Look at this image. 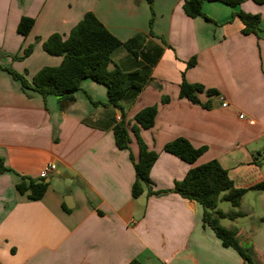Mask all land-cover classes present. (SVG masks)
Returning <instances> with one entry per match:
<instances>
[{"label": "crops", "instance_id": "obj_1", "mask_svg": "<svg viewBox=\"0 0 264 264\" xmlns=\"http://www.w3.org/2000/svg\"><path fill=\"white\" fill-rule=\"evenodd\" d=\"M184 2L0 0V159L9 170L0 174V264H247L204 224L200 204L173 191L191 168L213 160L247 190L239 207L223 211L242 214L228 219L227 229L264 264V190L254 189L264 182V4L205 2L208 19H192ZM89 12L129 43L112 53L110 69L146 79L132 103H121L126 150L116 146L121 111L108 104L106 86L84 80L74 101L60 103L24 91L6 70L32 80L43 67L59 66L63 58L43 43L67 36ZM239 12L261 16L257 34L242 33ZM22 17L35 20L27 37L17 31ZM29 46L34 51L22 58ZM193 57L196 65L187 69ZM183 72L188 83L218 92L199 94L210 109L179 98ZM150 106L158 108L154 127L134 134V117ZM139 138L159 158L151 185L134 198ZM177 138L206 151L190 165L163 150ZM49 164L56 170L44 179V197L21 195V177L41 179Z\"/></svg>", "mask_w": 264, "mask_h": 264}, {"label": "trees", "instance_id": "obj_2", "mask_svg": "<svg viewBox=\"0 0 264 264\" xmlns=\"http://www.w3.org/2000/svg\"><path fill=\"white\" fill-rule=\"evenodd\" d=\"M152 6L154 0H147ZM246 0H185L183 11L189 18L202 17L208 19L203 12L205 2H221L231 7H237ZM257 4H264V0H253ZM243 23L244 35L257 34L260 30V15L245 12L236 14ZM35 20L22 17L17 31L23 37H27L34 26ZM129 43H123L116 38L91 12L86 13L83 19L70 31L67 36L55 33L44 43L43 49L51 56L62 57L59 66H46L39 70L32 80L19 74L10 68L6 70L14 79L19 80L24 91L31 90L46 98L54 96L62 102H72L75 94L81 89L84 80L90 79L107 88L108 104L121 111V120L114 127L116 146L120 150L129 149L131 138L127 128L125 115L121 103H132L141 93L146 84V79L139 72L126 73L120 68L110 69L112 53L120 47H127ZM34 51V46H29L24 51L23 57H28ZM196 65V57L187 63V69ZM182 84L179 98L187 99L191 103L210 109L208 102L202 103L199 94L206 93L212 97L217 95L214 89L205 90L200 84H190L182 73ZM168 98L163 100L167 103ZM158 113L157 106L144 108L134 117L136 125L132 127L134 134L141 129L149 130L154 127ZM163 150L182 161L193 165L205 153L206 147L196 148L187 139L177 138L168 142ZM159 154L149 150L147 145L139 138V157L134 162L136 179L132 187V196L138 198L144 194L151 185L150 172L157 162ZM9 171L2 159H0V174ZM48 183L44 179H28L21 177L17 184V190L21 195H27L32 201L42 199L47 191ZM255 190H264V182L254 187ZM173 191L182 198L195 201L203 208V222L210 227L216 237L222 242L223 247L232 248L245 260L247 264H256L249 250L244 249L237 238L236 230H230L220 225L223 219L235 220L242 216L239 212H223L218 210L220 201L229 202L232 207L241 205L247 190L234 186L228 172L216 160L204 165L191 168L183 180L175 183ZM149 194L160 195L161 192L149 190ZM130 264H140L134 261Z\"/></svg>", "mask_w": 264, "mask_h": 264}, {"label": "built area", "instance_id": "obj_3", "mask_svg": "<svg viewBox=\"0 0 264 264\" xmlns=\"http://www.w3.org/2000/svg\"><path fill=\"white\" fill-rule=\"evenodd\" d=\"M222 99V107L226 108L228 107V103L224 100V98ZM240 118L244 119L243 115H240ZM56 170V165L55 164H49L48 166H46L40 173V178L41 179H45L47 178L50 174L54 173V171Z\"/></svg>", "mask_w": 264, "mask_h": 264}, {"label": "rangeland", "instance_id": "obj_4", "mask_svg": "<svg viewBox=\"0 0 264 264\" xmlns=\"http://www.w3.org/2000/svg\"><path fill=\"white\" fill-rule=\"evenodd\" d=\"M231 206L232 205L229 202L220 201L219 204H218V210L228 211L229 208H231ZM230 223L231 222L228 219L220 221V225L225 227V228H227Z\"/></svg>", "mask_w": 264, "mask_h": 264}]
</instances>
